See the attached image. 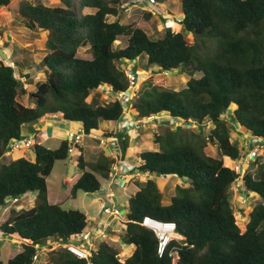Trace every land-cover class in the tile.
I'll use <instances>...</instances> for the list:
<instances>
[{"label":"trees","instance_id":"16d2710c","mask_svg":"<svg viewBox=\"0 0 264 264\" xmlns=\"http://www.w3.org/2000/svg\"><path fill=\"white\" fill-rule=\"evenodd\" d=\"M12 1L0 0V7ZM58 1L61 5L19 1L21 23L47 37L48 52L42 60L46 74L33 81L34 90L26 85L31 79L29 71L16 75L15 47L11 56L15 61L0 56V205L37 192L33 207L11 208L0 224L3 235L22 241V248L6 262L0 251V264H31L37 245H47L51 238L66 242L88 224L84 211L65 209L48 199L47 178L58 160L69 158L71 142L63 139L58 147L50 148L35 141L32 156L5 162L9 143L25 136V124L47 113H63L64 119L81 123L88 135L98 131L103 121H119L126 109L120 99L101 103L90 95L101 86L112 94L128 90L127 68L120 65L142 55L147 57L148 67L179 69L191 78L184 89L160 90L152 85L132 101L130 109L139 120L161 112L170 117V125L152 141L158 149L141 151V162L134 163L133 169L148 175L177 176L186 185L177 184L176 193L165 204L155 179L133 176V192L120 231L123 242L133 247L132 254L121 259L116 247L102 241L90 261L173 264L172 252L177 251V264H264V159L255 160L240 173L225 159H239L242 154L238 140L232 138L230 121L264 139V0H181L179 22L193 36V43L172 26L166 27L161 38L153 39L145 24L123 23L119 5L127 0ZM84 8L94 11L83 12ZM110 15L117 18L109 21ZM121 36L126 37V45L115 47ZM87 45L92 58L78 56L79 49ZM9 46L4 43L3 48ZM197 71L202 72L201 77H194ZM228 111L230 115L225 116ZM180 120L186 126L176 128L174 124ZM107 136L115 137L116 156L98 151L86 160L81 152L77 165L83 172L73 182L69 196L100 191L101 177L109 179L116 163L126 159L130 146L127 130ZM210 142L218 144L219 156L204 150ZM238 180L247 193L261 198L245 211L248 221L244 227L230 192ZM146 216L175 222L181 235L171 240L162 255L158 236L142 225ZM47 254L49 264L87 262L62 246Z\"/></svg>","mask_w":264,"mask_h":264},{"label":"rangeland","instance_id":"374dc122","mask_svg":"<svg viewBox=\"0 0 264 264\" xmlns=\"http://www.w3.org/2000/svg\"><path fill=\"white\" fill-rule=\"evenodd\" d=\"M20 0H13L9 6H2L0 7V39L6 43V45L10 44L15 47V53L19 62L15 63V70L16 75H20V70L22 71H29L28 75L31 79L27 83V87L30 89V82L38 81L45 78L46 70L43 65V57L47 54L48 50L46 48V34L40 33L37 31H32L28 29L24 24L21 23L20 19L18 18V5ZM38 1V0H33ZM47 5L57 6L61 5L60 1L58 0H41ZM127 0L122 2L119 5L120 9V19L123 23H130L132 21L137 23H143L146 25V30L150 34L151 38L157 39L161 38L164 33L165 29L168 26H172L175 31H183L180 28V20L178 19V10L181 8V0ZM128 2V3H127ZM162 3V4H161ZM94 9L84 8L83 12H93ZM154 11V13H153ZM177 11V12H176ZM152 13L151 17H148L147 13ZM176 14V15H175ZM176 16V17H175ZM117 18L115 15H110L108 17L109 21H114ZM175 19H178L176 21ZM176 22V23H175ZM175 23V24H174ZM188 41L191 43L194 42L193 36L187 32L183 31ZM126 37L121 36L119 40L115 43V47L125 46L126 45ZM4 45V44H3ZM1 47V46H0ZM2 48V47H1ZM89 46H84L79 49L78 56L85 57V58H92V54L90 50H88ZM146 56H140L137 59L132 61V64H128L129 67H135V73L138 76L137 84L129 88L127 93L129 94L128 97L133 98L134 101L143 91L150 90L152 85H156L160 90L163 88L172 89V90H181L187 87V82L191 78L189 74L186 72L177 70L171 71H163L158 66H147ZM14 59H11L12 61ZM15 61V60H14ZM20 62L22 63L20 65ZM131 63V62H130ZM117 64H119L117 62ZM123 68H128L125 64L120 65ZM130 71V70H127ZM134 71V70H132ZM22 75V74H21ZM202 72H195L194 77H201ZM105 87V86H103ZM99 88V92L93 90L90 99H98L99 102L105 103L111 101L112 98L118 97V95L112 94L110 90L105 88ZM107 90V93H106ZM101 91L103 92L102 94ZM25 100V97L22 99ZM26 104L27 99L25 100ZM130 107L125 110L124 117L118 121L117 125L114 123H110L109 126L104 129L105 132L101 133H94L90 136L85 133L84 139L80 144V149L85 155L86 160H90L91 156H96L98 151L106 152L110 150V154L112 156H116V149L114 148L113 144V137L107 136L110 134L109 131L113 132H120L127 128V132L130 136V146L127 152V157L125 160L118 162L115 165L114 170L112 173L111 179H106L101 177L102 182V189L95 193H86L83 191H79L77 197H72L70 195L72 183L75 179L80 175L81 171H79V167L77 165V160L79 153L77 151L70 153L69 158L66 160H58L55 165L52 173L48 176V182L50 183V190H49V201L52 203L60 202L65 209H80L86 213L88 216V224L93 225L95 223L92 220H95L96 223H106L105 228L106 231L103 233L97 231L99 234L98 243L96 242L97 248L99 247V243L102 241H108L111 245L116 247L119 250V257L124 259L131 255L133 252V247L131 246L132 250H127V246L123 242L120 231L123 230L122 223L123 220L116 219L111 220L112 216L108 213L103 212L102 204H108L110 206H119L122 210V218L127 216L128 212V203L129 198L133 192L132 188V177H139L140 180H146L148 178L155 179L163 190V203L170 202L171 197L176 193V185H186L184 181H182L177 176H163L157 174H150L146 175L143 174L141 171H137L133 169L130 173H128L126 179V186L123 187L120 185L119 182V169H123V173L127 172L128 168L133 167L134 163L141 162L140 160V153L145 149H154L157 150L158 146L153 144V139L155 138L156 133L163 132L164 128L170 125V117L167 112H161L154 116L153 119L145 120L143 123H139L135 118L133 122H130ZM231 112V111H230ZM230 112H226L225 116H229ZM169 121V122H168ZM232 128H231V135H233L234 140L240 139L238 142L243 146V138L246 137L245 129L241 128V136H239V130L233 131V125L235 122L230 121ZM63 124H65L63 122ZM67 125V124H65ZM185 121L180 120L175 122L174 126L178 127H185ZM211 124L208 125L206 130H209ZM69 127L68 125L66 126ZM192 127H196L193 124ZM73 128V129H72ZM74 125L71 127L72 130L76 129ZM206 131V132H207ZM237 132V135L235 134ZM244 133V134H243ZM114 134V133H113ZM62 137V136H60ZM240 137V138H239ZM39 137L38 139H41ZM242 140V141H241ZM47 147L56 148L60 144V138L49 136L47 139L42 141ZM208 154L213 156L220 155V149L217 143H208L204 149ZM245 149H242V152ZM24 152H19L21 155H30L32 156V150L28 149L26 152V148L23 150ZM109 153V151H107ZM14 155V157H13ZM18 155L17 153L10 154L6 159L5 162H10ZM244 157V156H242ZM243 159V158H241ZM247 163L244 165L246 167ZM117 166V169H115ZM120 166V167H119ZM115 177H118L116 179ZM115 178V179H114ZM110 180V181H109ZM237 182H240L238 180ZM239 184V183H237ZM232 188V185H231ZM230 188V192L234 195L235 191ZM112 195V201L107 200L105 195L106 194ZM236 193L239 194L238 191ZM36 192H28L24 196H22L19 202H14L9 200L7 204L0 205V224H2L7 217L11 213V208H29L28 202L36 200ZM238 196V195H237ZM259 196L251 197L250 204L248 206H254L259 201ZM240 201V200H238ZM248 203V202H244ZM243 204L240 206L233 202L235 214H237V219L242 227L246 224L248 220L247 214L240 213L246 209L243 207ZM28 204V205H27ZM242 207V208H241ZM113 222V224L111 223ZM96 224L94 227H97ZM102 227V226H101ZM177 237V235L175 236ZM13 236L3 235L0 231V251L2 253V259L6 262L8 258L11 257L13 250L15 249V240ZM18 239V238H17ZM19 240V239H18ZM21 241V240H19ZM20 243V242H19ZM17 242V244H19ZM22 243V241H21ZM20 243V244H21ZM19 244V245H20ZM173 264H177L176 259L173 261Z\"/></svg>","mask_w":264,"mask_h":264},{"label":"built area","instance_id":"2783aa9c","mask_svg":"<svg viewBox=\"0 0 264 264\" xmlns=\"http://www.w3.org/2000/svg\"><path fill=\"white\" fill-rule=\"evenodd\" d=\"M131 1V0H130ZM129 1V2H130ZM128 3V2H127ZM154 13V11H153ZM128 79L130 82V86L134 87L137 84L138 76L135 72L129 71L127 73ZM128 93H124L120 98L124 100V103H128L129 98ZM154 116H150L147 118V120L153 119ZM186 126V125H185ZM188 126V125H187ZM85 132L82 125L78 126L74 130H69L67 138L71 142L70 144V153L77 151L78 153V145L81 144L83 141ZM33 145V140L30 138H20V139H14L10 142L9 150H18L22 148H30ZM244 157L243 159L234 160L232 163V167L237 172H242L244 170V165L246 163H249L253 160H255L258 156L264 155V139L258 137V136H251L244 139ZM252 147V148H251ZM10 153V152H8ZM126 182V174H122L120 178V185L124 186ZM107 200L112 201L111 195H107ZM103 212L109 213L112 218L111 220L120 219L122 216V210L119 208V206H110L108 204L103 203L102 204ZM153 222L157 223L158 225H154ZM142 225L151 228L156 235L159 238V244H158V252L160 255L164 253L168 245L170 244V241L174 238L176 235V225L173 222H165L158 219H154L150 216H146L143 221ZM99 238V234L95 232L90 231H83L80 234L75 235L73 238L68 239L66 242H56L52 239L47 242V245H37L36 253L33 255V261L31 264H48L49 258L47 257V253L53 249H55L58 246H62L64 248H67L69 251L74 253L80 258L87 259L86 264H92L90 261V257L93 254L94 250H97L96 246V240ZM173 255V261L178 258L177 251L172 252Z\"/></svg>","mask_w":264,"mask_h":264},{"label":"crops","instance_id":"0c3cea01","mask_svg":"<svg viewBox=\"0 0 264 264\" xmlns=\"http://www.w3.org/2000/svg\"><path fill=\"white\" fill-rule=\"evenodd\" d=\"M162 4V3H161ZM89 9H91V8H89ZM177 12V11H176ZM176 14H178V19L179 20H181L182 19V16H183V13H182V7L180 8V10H178V12L176 13ZM175 14V15H176ZM176 17V16H175ZM178 19H175L176 21H178ZM176 23V22H175ZM174 23V24H175ZM180 28H182L181 30H185L184 29V26L181 24L180 25ZM2 44H4V41L3 40H1L0 39V46L1 47H3L2 46ZM10 45V44H9ZM1 47H0V49H1ZM13 46H9L8 48H5V51H6V53H7V56H6V61H10L12 58H11V56L12 55H14V54H12V52H14L13 50V48H12ZM1 56V55H0ZM1 58H3V57H1ZM131 62V63H130ZM130 62H128L127 64H132V61H130ZM20 72H21V70H20ZM23 72H28V71H23ZM32 77V76H31ZM25 77H22V79H24ZM27 85V84H26ZM30 89L29 90H34L35 89V84L32 82V83H30ZM103 86H101L100 88H102ZM103 88H105V87H103ZM96 91H99V88L96 90ZM106 93H107V90H106ZM27 99V103L29 102L28 101V98L27 97H25V100ZM25 100L23 101V102H25ZM125 114V113H124ZM122 117H124V115L122 116ZM129 117H130V119H132V120H135L136 118H137V116L133 113V111L131 110L130 111V114H129ZM135 118V119H134ZM122 119V118H121ZM131 121V120H130ZM63 122L65 123V124H67L69 127L67 128L66 126L67 125H65V124H63ZM110 123H114V125H117L118 124V121H103L101 124H100V129L98 130V131H95L94 133L96 134V133H98V132H101V133H103V132H105L104 131V129L106 128V126L108 127L109 126V124ZM74 125V127H78V126H80L81 125V123H79V122H74V121H70V120H66V119H64L63 118V113H47V114H45V115H43L41 118H39L37 121H35V122H32V123H28V124H25L24 125V133H25V136H30V137H33V136H35V139L36 140H38V141H40L41 143H42V141L43 140H45V139H47L49 136H53V137H59L60 138V142H61V140H63V139H67V135H68V131L69 130H72L71 129V127ZM232 128V127H231ZM233 131H237V130H239V136H241V134L242 133H240L242 130H241V126H239L237 123H235L234 125H233ZM241 130V131H240ZM110 132V134L112 133V131H109ZM94 133H92V134H94ZM114 134H116L117 132H113ZM245 134H246V137H244L243 139H245V138H247V134L248 133H246V132H244ZM243 133V134H244ZM92 134H89L90 136L92 135ZM236 135H237V132L235 133ZM60 136H62V137H60ZM92 136H94V135H92ZM39 137H42L41 139H38ZM109 137V136H108ZM113 137V141H115V137L114 136H112ZM232 138H234L233 137V135H232ZM240 138V137H239ZM235 139V138H234ZM240 139H242V138H240ZM240 139H237L238 141L240 140ZM242 141V140H241ZM113 144H114V142H113ZM240 148L242 149V144L240 145ZM107 151H109V153H110V150H108V149H106ZM28 150H26V152H27ZM106 151V152H107ZM19 152H24L23 150H15V151H13L11 154H13V153H17L18 155H16L15 156V158H17V157H19V156H22L21 154H19ZM32 155H33V152H32ZM85 156V155H84ZM13 157H14V155H13ZM126 158H128V157H126ZM225 159H227L228 161H229V163L231 164L232 163V158H229L228 159V157H226ZM118 163V162H117ZM120 167V166H119ZM115 169H117V166H116V168ZM79 171H81V168H79L78 169ZM113 171H116V170H113ZM123 171V169H119V175H122L121 173H123L122 172ZM83 172V170L81 171V173ZM80 173V174H81ZM112 174L113 173H111V176H110V178L109 179H111L112 178ZM143 174H146V173H143ZM147 175V174H146ZM116 178V177H115ZM114 178V179H115ZM126 178H127V175H126ZM77 179V178H76ZM75 179V180H76ZM117 179V178H116ZM48 180V179H47ZM110 181V180H109ZM237 183H239V184H237ZM73 184V183H72ZM126 182H125V184H124V186L123 187H125L126 186ZM103 187V186H102ZM232 190H234L235 191V193H234V195H232V202H236V204H237V206L239 205H241V204H243L244 202H248V203H244V205H243V207H246V209L245 210H243L242 209V211H239L240 213L242 212L243 214H245V211L247 210V209H249V207L250 206H248V204H250V200H251V197H253V196H257L258 194H255V193H253V192H246L245 191V188H244V185H243V183H242V180H240V182H234L233 184H232V188H231ZM49 190H50V188H49ZM236 191H238L239 192V194L238 193H236ZM37 193V192H36ZM106 194V193H105ZM37 195V194H36ZM107 195H109V194H106V196ZM111 195V194H110ZM238 195V196H237ZM259 196V195H258ZM48 197H49V191H48ZM112 197V196H111ZM260 197V196H259ZM238 200H240V201H238ZM261 200V198H259V201ZM170 201H171V199H170ZM35 202H36V200L35 201H33V200H31V201H29L28 202V207H33L34 205H35ZM165 204H167V203H169V201L168 202H164ZM242 208V207H241ZM237 215V214H236ZM247 216H248V214H247ZM87 218H88V216H87ZM248 219V218H247ZM248 221V220H247ZM246 221V222H247ZM92 222L93 223H95V224H93V225H90V224H87V226H86V228H85V230L84 231H90V232H95V233H97V231H99V232H102L103 233V231L105 232L106 231V228H105V226H103V225H105V224H107V222L106 223H100V224H98V223H96V221L95 220H92ZM112 224H113V222H111ZM98 225L97 227H94L95 225ZM102 226V227H101ZM97 229H99V230H97ZM16 240V242L14 243L15 244V249L13 250V252H12V254H11V257L16 253V252H18L21 248H22V243H21V241H19L18 239H15ZM17 242L20 244H17ZM97 243H98V240L96 241ZM127 247V250H129V249H131L132 250V248H131V246H129V245H127V244H125ZM132 254V253H131Z\"/></svg>","mask_w":264,"mask_h":264},{"label":"clouds","instance_id":"9594fccd","mask_svg":"<svg viewBox=\"0 0 264 264\" xmlns=\"http://www.w3.org/2000/svg\"><path fill=\"white\" fill-rule=\"evenodd\" d=\"M2 46H3V44H2ZM1 49H3L4 51H5V48H1ZM6 52V51H5ZM1 55V54H0ZM2 57V56H1ZM44 58V57H43ZM3 59H6V58H3ZM130 62V61H129ZM128 63V62H127ZM13 65H14V63H13ZM15 66V65H14ZM126 66H128V64H126ZM127 70H130V71H132V70H134L132 67H129L128 66V68L126 69V73H128L129 71H127ZM133 72H135V71H133ZM17 76H19L18 74H17ZM128 76V75H127ZM129 80V79H128ZM129 88H132L131 86H130V82H129ZM128 88V89H129ZM124 93H127V90L125 91V92H122V93H119V94H115V95H118V97H116V98H118V99H120L122 102H123V104H125V106H126V109H128L129 107H131V105H132V100H133V98H129V101H128V103L126 104V103H124V100L122 99V98H120L119 96H121L122 94H124ZM125 109V110H126ZM125 113V112H124ZM153 116H156V115H153ZM121 120V119H120ZM136 120L139 122V123H143L145 120H147V118L145 119V120H139V119H137L136 118ZM130 122H133V120H131ZM127 128H129V125L127 126ZM127 128L125 129V130H127ZM85 132V131H84ZM251 136H254V135H252L250 132H248V134H247V137H251ZM22 138H30V139H32L33 140V144H34V142L35 141H37V142H40V141H38V140H36L35 139V136H33V137H30V136H24V137H22ZM68 139V138H67ZM84 139V138H83ZM263 139V138H262ZM237 140V139H236ZM243 142H244V139H243ZM80 145V144H79ZM9 146H10V143H9ZM9 146H8V149H7V151L5 152V156L6 157H8L13 151H15V150H13V151H10L9 149ZM33 146V145H32ZM32 146L30 147V148H26V150H28V149H31L32 150ZM25 148H22V149H18V150H24ZM242 149H244V146H242ZM242 149H241V151H242ZM78 151H80L79 152V154L82 152L81 151V149L78 147ZM8 152H10V153H8ZM70 152V151H69ZM242 156H244V154H243V152H242V154H241V157L239 158V159H241L242 158ZM259 158H261V159H264V155H260V156H258L255 160H257V159H259ZM232 160L234 161V160H238V159H234V158H232ZM255 160H253V161H251V162H249V163H247V165H246V167H249V165L252 163V162H254ZM233 161H232V163H233ZM120 162V161H119ZM232 163H231V166H232ZM116 164H118V163H116ZM115 167V166H114ZM114 167H113V170H114ZM134 167V166H133ZM133 167H130V168H128L127 170V172H125V173H121V174H126L127 176H128V173H130L132 170H133ZM246 167H244V168H246ZM113 172V171H112ZM120 176V178H121V176L122 175H119ZM117 179H118V177H116ZM120 178H119V182H120ZM127 179V178H126ZM122 186V185H121ZM112 196V195H111ZM105 197H106V195H105ZM106 199H107V197H106ZM19 200H20V198H14V199H12V201H13V203L14 202H19ZM30 208V207H29ZM121 220H125V218H122V216H121V218H120ZM173 223H175V222H173ZM176 225V224H175ZM85 230V229H84ZM83 230V231H84ZM97 230H99V229H97ZM82 231V232H83ZM177 235V237H175ZM176 235L174 236V238H181V235L176 231ZM73 238V237H72ZM52 239V238H51ZM70 239V238H69ZM97 240H99V238L97 239ZM96 240V241H97ZM171 242V241H170ZM36 248H37V246H36ZM48 257V256H47ZM49 258V257H48ZM178 258H179V256H178ZM178 258H177V262H178ZM88 261V260H87ZM87 263V262H86ZM92 263V262H91ZM48 264H49V262H48Z\"/></svg>","mask_w":264,"mask_h":264},{"label":"water","instance_id":"95a60500","mask_svg":"<svg viewBox=\"0 0 264 264\" xmlns=\"http://www.w3.org/2000/svg\"><path fill=\"white\" fill-rule=\"evenodd\" d=\"M0 54L3 58H6V56H7V53L3 49H0ZM92 264H94V263H92Z\"/></svg>","mask_w":264,"mask_h":264},{"label":"bare ground","instance_id":"6f19581e","mask_svg":"<svg viewBox=\"0 0 264 264\" xmlns=\"http://www.w3.org/2000/svg\"><path fill=\"white\" fill-rule=\"evenodd\" d=\"M154 225H158L157 223L153 222Z\"/></svg>","mask_w":264,"mask_h":264}]
</instances>
